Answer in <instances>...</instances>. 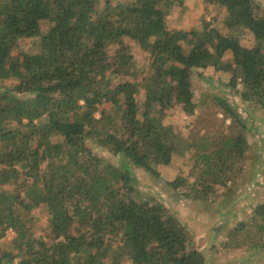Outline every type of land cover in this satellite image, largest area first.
I'll return each mask as SVG.
<instances>
[{
  "label": "trees",
  "instance_id": "16d2710c",
  "mask_svg": "<svg viewBox=\"0 0 264 264\" xmlns=\"http://www.w3.org/2000/svg\"><path fill=\"white\" fill-rule=\"evenodd\" d=\"M200 1L225 12L227 34L203 22L179 28L183 0H0V238L15 233L0 264H205L176 214L138 197L132 172L158 177L170 164L177 146L162 122L168 110L214 99L237 132L219 135L214 149L188 148L191 169L168 185L186 183L190 200L229 180L238 191L226 176L250 151L248 126L226 100L193 98L191 80L209 68L229 73L233 95L264 110V9L254 0ZM128 42L148 54L146 72L134 67ZM39 208L46 233L31 216ZM252 216L264 234V204ZM247 229L239 223L232 236Z\"/></svg>",
  "mask_w": 264,
  "mask_h": 264
},
{
  "label": "rangeland",
  "instance_id": "374dc122",
  "mask_svg": "<svg viewBox=\"0 0 264 264\" xmlns=\"http://www.w3.org/2000/svg\"><path fill=\"white\" fill-rule=\"evenodd\" d=\"M254 1L264 9V0ZM183 2L188 11L178 24L179 28L188 30L203 22L210 23L211 28L218 29L222 34L228 33L224 26L226 14L223 10L212 6L205 8L200 0H183ZM174 11L177 12L175 9ZM43 25L42 31H46L47 25ZM169 27L172 28L171 25ZM236 31L240 33L243 41L249 42L252 39L247 31L240 29ZM127 45L132 48L134 67L146 72L148 54L134 42H128ZM20 46H23L24 51H30L31 45L28 40L22 41ZM17 55V50L12 51L13 58ZM222 75L224 76H220L219 72L211 68L194 72L191 80L193 98L199 92H204L226 100L248 126L250 151L243 161L234 167L235 172L226 176L227 179L232 178L237 183L238 191L232 192L228 189L231 184L229 180L225 187L217 185L210 189L205 197L190 200L185 198L189 192L186 183H183L178 190L168 185L191 169V165L188 164V153L186 154L188 148L192 147L197 151L201 150L202 145H206L205 148L214 149L219 135L225 138L230 132H237L236 127H231L230 119L224 116L214 99L204 108L197 107L186 111L181 107H175L166 112L162 122L172 128L176 136L177 150L170 164L159 168L158 177H152L141 169H132L136 179L135 188L141 199L158 201L176 214L179 221L189 230L194 244L204 254L205 264H264L263 249L247 250L249 245L264 243V234L258 233L253 227L257 219L252 216V210L264 204V110L259 106L240 102L227 85L229 79L226 75L229 73ZM4 83V86H9L13 82ZM95 116L98 118L99 113L97 112ZM87 147L94 155L115 167L121 165L119 157L106 147H100L92 142H88ZM32 213L31 216L36 221V230L39 233H46L47 217L44 211L39 208ZM28 215L29 213L25 214L26 217ZM239 223H243L248 229L234 237L231 232ZM14 237L15 233L12 230L5 231L0 238V256L7 249L6 243Z\"/></svg>",
  "mask_w": 264,
  "mask_h": 264
},
{
  "label": "built area",
  "instance_id": "2783aa9c",
  "mask_svg": "<svg viewBox=\"0 0 264 264\" xmlns=\"http://www.w3.org/2000/svg\"><path fill=\"white\" fill-rule=\"evenodd\" d=\"M11 231V229H9Z\"/></svg>",
  "mask_w": 264,
  "mask_h": 264
}]
</instances>
